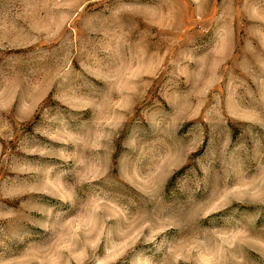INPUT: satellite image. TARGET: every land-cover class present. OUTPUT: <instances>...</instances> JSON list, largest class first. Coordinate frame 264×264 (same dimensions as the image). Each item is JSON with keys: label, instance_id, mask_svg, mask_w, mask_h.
Returning a JSON list of instances; mask_svg holds the SVG:
<instances>
[{"label": "rangeland", "instance_id": "374dc122", "mask_svg": "<svg viewBox=\"0 0 264 264\" xmlns=\"http://www.w3.org/2000/svg\"><path fill=\"white\" fill-rule=\"evenodd\" d=\"M0 264H264V0H0Z\"/></svg>", "mask_w": 264, "mask_h": 264}]
</instances>
